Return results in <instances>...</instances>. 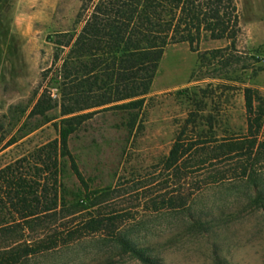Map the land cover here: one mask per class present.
<instances>
[{
  "label": "rangeland",
  "instance_id": "obj_1",
  "mask_svg": "<svg viewBox=\"0 0 264 264\" xmlns=\"http://www.w3.org/2000/svg\"><path fill=\"white\" fill-rule=\"evenodd\" d=\"M232 1L240 27L235 43L203 37L194 49L188 42L167 45L134 127L129 112L103 110L109 105L76 112L89 113L69 139L91 191L88 201L73 207L72 194L84 187L68 157H60L69 210L21 222L7 234L15 236L0 243L22 247L34 235H68L73 228L83 236L10 264H149L124 251L120 238L146 247L164 264H264V149L251 178L209 185L185 208L156 210L152 201L166 186L158 167L195 107L192 93L203 99V114L213 115L214 137L221 141L247 133L244 87L264 98V0ZM83 5L0 0V169L19 165L40 180L36 155L58 139L60 120L69 116L63 115L61 73L70 46L59 43L82 30L89 16ZM43 93L44 108L37 107ZM102 93L87 92L78 106L100 101ZM97 220L115 226L86 231Z\"/></svg>",
  "mask_w": 264,
  "mask_h": 264
},
{
  "label": "trees",
  "instance_id": "obj_2",
  "mask_svg": "<svg viewBox=\"0 0 264 264\" xmlns=\"http://www.w3.org/2000/svg\"><path fill=\"white\" fill-rule=\"evenodd\" d=\"M83 4L89 16L82 30L66 43H59L70 46L61 73L63 115L69 116L60 120L58 139L41 147L36 155V166L41 165L37 167L41 171L39 181L24 175L19 165L0 169V241L15 236L7 234L16 231L21 222L31 225L41 217L69 210L67 189L59 180L60 157H68L71 170L84 187V191L72 194L73 207L88 201L91 191L69 145L70 136L89 117V113L77 111L109 105L103 110L129 112L132 120L128 126L134 127L167 45L188 42L194 49L203 37L229 38L235 43L240 31L238 9L232 0H83ZM98 69L99 73H94ZM95 90L103 91L97 95L102 98L100 101L78 106L86 101L87 92ZM192 94L195 107L180 124L167 157L158 167V176L166 186L152 200L156 210L185 208L209 185L232 178H251L257 170L253 167L255 158L264 149V98L258 89L244 87L247 133L222 141L214 137L213 115L203 114V99ZM44 99L43 93L36 106L43 104L44 108ZM114 222L97 220L96 226L88 225L86 231L110 228ZM76 232L73 228L68 235H34L22 247H14L15 241L11 245L0 243V250L4 251L0 264L19 262L77 241L83 235H73ZM118 242L124 251L146 263L164 264L140 244L124 238Z\"/></svg>",
  "mask_w": 264,
  "mask_h": 264
}]
</instances>
